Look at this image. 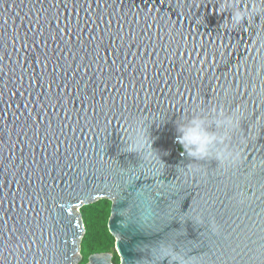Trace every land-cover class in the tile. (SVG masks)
<instances>
[{
	"label": "water",
	"instance_id": "water-1",
	"mask_svg": "<svg viewBox=\"0 0 264 264\" xmlns=\"http://www.w3.org/2000/svg\"><path fill=\"white\" fill-rule=\"evenodd\" d=\"M231 12L0 0V264H74L80 208L103 198L119 264H174L162 245L191 264H264V10L235 26ZM221 116L239 126L189 157L177 126L203 117L220 134Z\"/></svg>",
	"mask_w": 264,
	"mask_h": 264
},
{
	"label": "clouds",
	"instance_id": "clouds-1",
	"mask_svg": "<svg viewBox=\"0 0 264 264\" xmlns=\"http://www.w3.org/2000/svg\"><path fill=\"white\" fill-rule=\"evenodd\" d=\"M225 6L232 9L231 25L235 26L242 23L247 17L253 13H259L264 10V7H255L251 10H245L236 7L233 0H225ZM217 127L220 129V134L217 132H209L204 124L203 117H193L187 123H181L177 126L178 136L176 142L180 147L186 151L187 155L193 159L202 160L210 156L209 146L214 144H222L230 135L231 131L239 126V118L234 116H221L216 120ZM142 132L138 130L137 135ZM212 158L223 163L229 158L235 163L239 159V153H231L225 151H218ZM215 231V227L213 228ZM163 255L170 257L174 264H191V261L180 256L175 249L166 245L160 246Z\"/></svg>",
	"mask_w": 264,
	"mask_h": 264
},
{
	"label": "trees",
	"instance_id": "trees-1",
	"mask_svg": "<svg viewBox=\"0 0 264 264\" xmlns=\"http://www.w3.org/2000/svg\"><path fill=\"white\" fill-rule=\"evenodd\" d=\"M110 214L111 201L105 198L80 208L84 234L80 242L81 259L78 264H86L91 254L111 253L115 238L107 226ZM111 261L113 264H119L120 259L116 252L112 254Z\"/></svg>",
	"mask_w": 264,
	"mask_h": 264
},
{
	"label": "rangeland",
	"instance_id": "rangeland-1",
	"mask_svg": "<svg viewBox=\"0 0 264 264\" xmlns=\"http://www.w3.org/2000/svg\"><path fill=\"white\" fill-rule=\"evenodd\" d=\"M79 251H80V250H79ZM110 252H111V254L115 253V252H116L115 247H114ZM116 253H117V252H116ZM80 259H81V255H76V256H75V259H74V264H78L79 261H80Z\"/></svg>",
	"mask_w": 264,
	"mask_h": 264
}]
</instances>
